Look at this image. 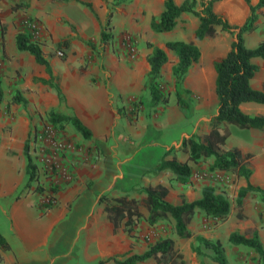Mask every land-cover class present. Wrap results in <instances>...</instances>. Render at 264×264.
<instances>
[{
  "label": "crops",
  "instance_id": "obj_1",
  "mask_svg": "<svg viewBox=\"0 0 264 264\" xmlns=\"http://www.w3.org/2000/svg\"><path fill=\"white\" fill-rule=\"evenodd\" d=\"M183 1L174 0L176 5ZM248 1L250 6L258 3V0ZM113 2L114 0H0V81L3 87H10V93L19 91L28 105L19 112L17 125L11 135L4 136L3 125L0 126V236L8 246V250L0 248L2 264H114L109 259L122 261L132 255H143L155 242L166 238L173 241L174 248L182 255L185 264L212 262L208 258L197 256L192 251V246L195 245L196 237L213 240L217 236L213 229L215 221L207 219L200 210H196L188 226L191 238L179 239L172 234L171 220L169 226L164 221L148 224L145 195L140 194L138 187L136 188V185H162L168 189L166 201L176 206L182 200L188 203L199 200L205 186H212L216 193L221 194L213 183V176L228 175L208 171L212 159H206L209 164L206 167V178L196 176L200 164L190 165L192 175L187 185L171 182L174 176L169 171L145 176L147 171L160 162L166 151L177 149L181 141L190 136L184 131L177 138L170 134L181 129L191 115L181 112L175 106L164 108L162 104L165 102L155 103L149 98L145 84L149 73L147 57L151 50L141 43L150 41L154 47L166 52L168 62L162 68L161 75L167 70L172 77V67L177 60L173 52L166 49L168 42L193 41L200 50L201 46L212 47L213 41L222 32L217 28L214 39L196 41L194 34L199 27V19L184 13L177 19L171 32L153 33L150 22L163 12L164 0H129L115 7L110 24L111 34L116 38L129 36L138 40V47L133 53L124 49H116L115 53L105 50L103 55L101 53L96 58L95 54L85 52L84 49L77 51L74 45L70 48L71 53L66 61L49 56L51 49L62 40L99 39ZM87 4L92 11L85 6ZM249 5L246 0H220L214 4L213 11L230 25L242 26L250 15ZM196 9H201L199 3ZM260 13H264V9L257 12L259 22ZM30 21L38 22L42 28V38L35 42L38 45L40 43L52 76L58 79L64 97L62 103L56 92L52 91L46 100V96L42 95L43 86L35 82L37 79L49 80L45 68L38 65L27 52L17 49L16 37L19 33L28 32L26 25ZM259 24L261 23L257 22V31L260 30ZM200 52V60L191 67L183 83L186 88L191 85L197 91L209 88L215 95L213 61L207 62L209 68L206 67L202 62V50ZM211 53L213 54L212 50ZM89 56H94L95 63L87 64L90 62ZM253 62L260 70L251 82L252 87L263 90L264 60L255 59ZM244 106H251L258 111L248 115L264 116V106L249 103L242 105L241 109ZM51 109L80 120L92 134L91 140L82 138L80 141L86 147L84 151L89 149L94 152L98 160L91 162L74 155L71 163L75 177L56 188V204L45 210L41 198L50 179L41 175L36 146L32 140L34 132L41 126L38 122L39 115ZM196 109L207 113L200 103L196 104ZM216 110L215 95L213 116ZM4 117L9 120L8 115L4 114ZM202 119H206L205 116H200L196 125ZM206 126L208 129L204 134L209 132V125ZM246 132L253 134L259 131ZM228 141L229 139L225 147ZM25 145H28V155L37 167V182L28 181ZM237 148L245 154L262 156L260 171L263 175L264 138H252L246 146ZM182 156V160L177 157L180 162H184L185 156ZM253 178L254 176L250 179V184L264 189V179L257 181ZM51 182L54 183L53 179ZM38 184L40 187L37 189ZM101 196H127L139 202L140 223L133 227L130 234L125 232L124 226L114 232L113 225L102 211L104 205L99 203ZM245 199L246 197L243 201ZM247 202L249 201L245 200ZM245 226L259 229L261 224L257 221V215H252V220L249 219ZM238 232L243 234L244 231L242 229ZM220 243L224 248L223 243ZM225 256L227 264H231L226 251ZM139 264H155V261L148 259Z\"/></svg>",
  "mask_w": 264,
  "mask_h": 264
},
{
  "label": "trees",
  "instance_id": "obj_2",
  "mask_svg": "<svg viewBox=\"0 0 264 264\" xmlns=\"http://www.w3.org/2000/svg\"><path fill=\"white\" fill-rule=\"evenodd\" d=\"M61 2L77 0H57ZM128 0H122L126 2ZM220 0H184L182 4L176 5L174 0H164V10L158 18L150 22V29L153 33L161 34L171 32L177 23V19L184 13L193 15L199 19V27L195 31L194 40L202 41L206 38L214 39L217 36V28L221 32L233 37L229 51L226 55L213 63L215 72V95L217 98L216 114L209 121V132L200 137L190 135L181 141L180 146L166 151L160 162L145 173V176L157 175L169 171L175 181L180 185L190 183L192 169L190 165H196L206 159H212L208 167L210 172L230 173L246 181V186L238 193V202L248 194H257L264 203V189L250 184L249 179L252 171L248 168L247 161L251 158L249 154H243L238 148L226 149V141L230 137L227 126H234L241 130L264 131V116H250L241 109L244 104H256L264 106V89L256 90L252 87V80L259 72V67L253 62L255 59L264 60V41L257 44L255 48H248L244 42L245 35H251L257 30V12L264 9V0H258L256 6L249 5L250 15L242 26H232L227 20L216 15L213 6ZM197 3L201 9L197 10ZM91 11L90 5H85ZM111 15L108 16L104 28L101 31L100 41L105 42L107 36L105 30L110 27ZM17 49L20 52H27L35 62L44 67L49 80L37 79L36 83L46 85L55 90L60 103L64 97L59 86L53 84L49 62L44 58L40 46L33 42L28 32L19 33L16 37ZM59 46V45H58ZM166 49L173 52L177 63L172 67V77L176 81H183L191 67L201 58V52L193 41L191 42H168ZM147 48L151 53L147 57L149 73L145 87L155 103L165 102L158 90V80L161 78V70L167 64L168 58L164 50L154 47L148 43ZM176 104L179 108L187 107L180 94L175 95ZM2 92L0 89V104ZM18 103L23 100L16 99ZM64 122L72 126L74 131L83 139L91 140V132L75 116H62L56 111L50 113V122L53 124ZM29 147L25 145L24 155L26 158V172L29 182H37V167L33 164L28 155ZM176 153H182L185 158L180 162ZM40 185H37V189ZM138 187V192L145 195V206L149 213L148 224L154 225L160 221H172V234L179 239H190L191 233L188 226L191 223L195 211L200 210L207 219L215 222L226 220L230 213V203L222 195L215 192L214 187L205 186L202 190V197L194 202L188 203L185 200L179 205H171L166 201L168 189L162 185ZM43 189V187H41ZM99 203L103 204V213L113 225L114 232L124 226L127 234H130L133 227L140 223L139 202L127 196L111 198L101 196ZM228 242L233 246H241L253 250L259 257L261 264H264V247L258 237H246L238 233H232ZM0 248L8 250V246L0 236ZM192 251L199 257L208 258L215 264H227L224 249L219 240L212 241L203 237L195 238V245ZM148 259L155 261V264H185L182 255L174 248L171 239H162L150 247L143 255H132L122 261L109 259L114 264H139ZM3 259L0 256V264ZM204 264V263H201Z\"/></svg>",
  "mask_w": 264,
  "mask_h": 264
},
{
  "label": "rangeland",
  "instance_id": "obj_3",
  "mask_svg": "<svg viewBox=\"0 0 264 264\" xmlns=\"http://www.w3.org/2000/svg\"><path fill=\"white\" fill-rule=\"evenodd\" d=\"M127 2H129V0L126 2H122V0H114L113 6L109 9L107 18L109 15L111 16L113 15V12L115 11V7H119L121 4H125ZM260 16H261L260 22L257 21L258 23H261L259 24L260 30L258 31L256 30L254 34L244 36V42L248 48H254L255 46H257L259 42L264 41V21H263L264 13H260ZM110 23H111V19H110ZM111 31H112V27L110 24V27L105 30V35L107 36V40L105 42H101L100 38L96 40H88V41H83L77 38L62 40L58 44L59 46H54V48L51 49V51L49 52V56L52 58L60 59L61 61H66V57L71 53L70 48L73 47L74 45L75 47H77L76 48L77 51H79V49H84L85 52L87 51L90 52L91 54H95L96 58H99L101 53L103 55L105 50H109L112 53H115L116 49H124L126 52L133 53L135 49H137L138 40H134L132 37L129 36L121 39L116 38L113 34H111ZM216 38L217 39L213 41L212 47L201 46L200 49L203 52L202 62L204 61L203 63L208 68L209 65L207 62L213 61L214 63L215 61L223 58L226 55V53L229 51L230 44L233 41V37L229 34L228 36H226L224 32H222L221 36H218ZM145 42L146 41H143L141 44L144 47H147V44L150 41L146 43ZM211 50L213 54L211 53ZM59 53H62L63 56H59ZM89 58H90V62H88L87 64L95 63L94 56H89ZM87 64L85 65V67H87ZM198 69H196V71ZM212 70L215 75L214 69ZM53 84L59 86L57 78L53 80ZM42 86H43L42 95L46 96V100H48L49 92L50 91L55 92V90L46 85H42ZM0 89L2 92V102L0 104V126L3 125V134L4 136L8 137L13 133V130L17 125L16 118L19 112L22 109H26L28 105L25 102L24 103L16 102V99L19 100L24 99L21 96V93L19 91H14V92L12 91L10 93V87L8 86L3 87L1 81H0ZM158 90L162 95L163 99H166V103L162 104L164 108L169 109L170 107H174V106L179 108V106L176 104L175 95L180 94L183 96V100L187 105V107L184 109L179 108L180 111L187 113V115L189 116L191 115L190 120H188V122L183 124V127L181 129L172 131V133L170 134L171 136L177 138L181 131H184L189 135L194 134L200 137L205 135L204 132L206 129H208L207 128L208 126H206V124L209 125V121L213 117V113L215 112V95L214 93H211V90L209 88L208 89L204 88L203 91H197L191 85L186 88L183 81H176L173 77H171L167 73L166 70L164 74L161 75V78L158 80ZM147 94L149 95L148 91ZM150 97L151 96L149 95V98ZM199 103L207 110V113H204L203 111L196 109V104L198 105ZM134 105H136V103ZM242 110L246 114H255L258 112L256 109L252 108L251 106H244ZM52 111H57V110L51 109L50 111L43 112L42 114L39 115L38 122H40L42 126L46 125V123H51L53 126L61 129L66 135H68V137L72 141H74L78 149L82 148L84 150V148L86 147H83L82 143L80 142L82 141V138L74 131L71 125L66 124L62 121L56 124L50 122V113ZM66 112H69L70 114L69 110H67ZM4 114L8 115L9 120L5 119ZM62 116H65V114ZM200 116H205L206 119H202L196 125V122L198 121ZM67 117H70V115ZM227 128H228V132H230V137L228 144L225 147L226 149L237 148V146L242 147V145L246 146L248 142L250 143L252 138L253 139L258 138L260 140L264 138V131H259L252 134V132H246L248 130H241L234 126H227ZM249 155H251V158L247 161V165L248 168L252 171V175L254 176L253 179H256L257 181L264 179V174L262 175V171H260V165L262 164L260 158L262 156L260 155V157H257L254 154H249ZM176 156L179 158V160L183 159L181 153H177ZM199 164H200V168L197 170L196 173L200 175H204L205 172H207L206 167L209 164L205 160L200 162ZM218 175L219 176H213V183L216 184L215 187L218 190V192L221 193L230 203V213L226 218V220L213 223V229L217 235L214 236L218 237V240L223 243L224 248L227 247V249L224 248L223 249L224 252L226 251L231 264H261L258 255L253 250H249L244 247L232 246L227 241V237L232 233L240 234V232L238 231H242L243 229L244 232L241 235L248 236L249 238L256 235L259 241L261 242L262 246L264 247V203L261 202L260 197L257 194H248L245 200L246 201L248 200L249 202L245 203V200L244 201L242 200L239 204L238 193L241 188L246 186V181L230 173H228L227 176L223 174H218ZM253 176H251L250 179ZM247 204L249 206H247ZM254 214L257 215V221L260 222L261 224V227L259 229L257 228L253 229V228H249L248 226H245V223L248 222L249 219L252 220V215ZM163 223H165L168 226L170 225L169 221H164ZM259 233L261 234L260 236ZM215 237L213 238L212 241H216ZM206 261H208V259H206ZM211 263L213 262H209V264Z\"/></svg>",
  "mask_w": 264,
  "mask_h": 264
},
{
  "label": "built area",
  "instance_id": "obj_4",
  "mask_svg": "<svg viewBox=\"0 0 264 264\" xmlns=\"http://www.w3.org/2000/svg\"><path fill=\"white\" fill-rule=\"evenodd\" d=\"M26 29L33 42L42 38V28L38 22H28ZM59 56H63V54L59 53ZM33 136L32 142L36 146L38 165H40L39 170L42 176L50 179V184L48 183L47 190L44 188L45 193L41 198L42 206L45 210H48L56 204L54 197L56 188L60 187L63 182L70 181L75 177V171L71 163L73 156L77 155L91 162H96L98 156L89 149L86 152L82 148L78 149L68 135L51 123L41 125ZM196 176L205 179L207 174H197ZM52 179L54 183L51 182Z\"/></svg>",
  "mask_w": 264,
  "mask_h": 264
}]
</instances>
